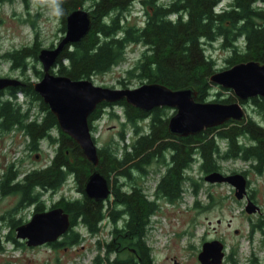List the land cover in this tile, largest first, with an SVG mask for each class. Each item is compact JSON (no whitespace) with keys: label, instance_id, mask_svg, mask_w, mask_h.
I'll return each instance as SVG.
<instances>
[{"label":"trees","instance_id":"16d2710c","mask_svg":"<svg viewBox=\"0 0 264 264\" xmlns=\"http://www.w3.org/2000/svg\"><path fill=\"white\" fill-rule=\"evenodd\" d=\"M85 1L53 0L61 16L62 29L65 16ZM133 1L92 0L91 29L60 53L54 71L71 79L90 78L123 61L127 45L140 43L144 49L136 64L127 70L128 74L136 73L139 79L172 89L192 87L196 91L195 99L206 101L213 86L209 76L218 69L216 61L206 54L205 43L220 40L221 46L229 50L226 68L250 60L264 63V7L255 4L264 0H230L219 11L214 10L219 0H140L143 21L130 24L125 19ZM37 48L35 43L4 56L8 57L12 69L24 74L25 59L30 55L36 58ZM35 73L38 77L42 75L41 70ZM23 81L24 85L7 92L0 90V134L19 130L32 151L39 150L42 140H48L55 146L54 154L44 167L24 172L13 169V163L10 164L0 181V189L3 194H19L20 205L31 206L33 212H38L46 208L42 199L45 191H56L68 176L74 179L80 196L61 197L51 205L62 207L70 219L68 230L59 240L50 243L51 246L78 245L83 240L76 229L78 225L88 234L96 235L102 222L107 220L111 225L109 238L96 242L106 264H154L145 241L151 216L157 212L160 198L171 202L181 198L186 171L193 162L198 160L206 173L219 170L218 159L235 158L249 160L257 173L264 170V123L252 117L228 120L183 137L168 131L169 116L162 107L146 112L125 100L101 102L89 115V126L102 116L103 108L119 105L123 109L122 124L131 125L134 135L130 141L123 142L121 132V147L97 148V169L108 180L111 200L110 196L103 201L90 199L84 194L83 185L92 171L91 163L79 145L60 130L55 115L34 91L32 82ZM18 92L24 95V101H18ZM235 100L231 93L211 101ZM251 102L264 121V98L254 97ZM35 105L38 110H34ZM145 120L147 123L142 124ZM220 142L225 145L221 146ZM153 160L162 163L164 171L150 199L134 173L143 172ZM110 176L115 180L126 178L127 182L110 184ZM19 224V219H11L12 228ZM3 249L0 240V251Z\"/></svg>","mask_w":264,"mask_h":264},{"label":"rangeland","instance_id":"374dc122","mask_svg":"<svg viewBox=\"0 0 264 264\" xmlns=\"http://www.w3.org/2000/svg\"><path fill=\"white\" fill-rule=\"evenodd\" d=\"M229 2L230 0H221L220 6ZM83 4L81 6L84 9L90 10L92 0H86ZM258 4L264 7V2ZM141 15L140 0H134L126 13L125 22L141 24ZM62 27L61 16L53 0H0V76L27 79L32 83L37 81L40 77L36 76L35 70L42 68L37 56L34 58L30 55L25 59L27 70L22 74L20 70L10 67L11 63L4 55L22 47H32L35 43L38 47L37 53L41 48L54 47L64 34ZM204 46L206 54L216 61V68L225 69V57L229 50L221 46L220 40L207 42ZM143 49L140 43L127 45L124 60L105 73L92 75L91 81L95 85L111 88H134L146 82L139 79L136 73H127L136 64ZM53 73L56 72L53 70ZM212 85L206 101L221 99L231 93L234 95L231 90ZM217 92L220 94L217 95ZM17 96L19 101L24 99L21 92ZM241 106L246 117L264 123L251 99L244 100ZM162 108L169 117L174 113L173 108ZM34 110H37L36 105ZM103 110L102 116L91 122V135L95 144L97 147H121V132L124 134L123 142H128L134 135V128L129 124H122L123 109L119 105L107 106ZM146 123L147 120L142 121V124ZM52 134L56 136L54 132ZM220 145L224 146L225 143L220 142ZM54 148L48 140H42L39 150L32 151L28 149L27 140L19 130L1 133L0 181L12 163L13 169L21 172L44 167L52 158ZM218 163L219 171L224 174L245 175L248 181L247 195L259 210L246 212V199L235 198L231 185L205 181L206 172L196 160L186 171L187 178L181 198L172 202L160 198L158 210L151 217L145 241L150 247L154 264H200L197 255L202 243L214 239L221 241L225 248L220 264H264V170L257 173L251 168L249 160L241 158L218 159ZM163 171L164 165L153 160L143 172L134 173L137 183L143 187L150 199L153 198L154 186ZM122 182H127V179L118 177L115 180L110 176V184L117 185ZM79 196L76 182L68 176L56 191H45L42 199L46 210L61 197L72 199ZM19 201V194H3L0 189V240L4 247L0 251V264H106L104 254L97 248L96 242L109 238L111 225L107 220L102 222L96 235L88 234L78 225L76 229L83 236L78 245L44 244L29 247L24 240L16 238L15 228L10 226L11 219H19L21 224L31 217V206L20 205ZM96 257L99 258L95 260Z\"/></svg>","mask_w":264,"mask_h":264},{"label":"water","instance_id":"95a60500","mask_svg":"<svg viewBox=\"0 0 264 264\" xmlns=\"http://www.w3.org/2000/svg\"><path fill=\"white\" fill-rule=\"evenodd\" d=\"M90 10L82 6L65 16V30L54 47L41 48L37 59L41 63V77L32 86L55 115L57 124L81 148L91 163L92 171L83 185L84 194L93 200L103 201L111 194L106 177L97 169V145L91 135L89 115L101 102L125 100L131 106L149 112L157 107H170L174 113L168 119V131L176 136H188L205 128L216 127L228 120H242L246 113L240 101L254 97L264 98V63L246 61L217 70L209 82L231 90L237 101H198L192 87L172 89L158 82H144L134 88H111L95 85L90 78L71 79L53 73L60 53L79 41L91 29ZM16 77L0 76V90L22 86ZM204 180L209 183H227L234 188L237 199H246L245 210L257 212L259 207L247 196V178L242 173L224 174L218 170L208 172ZM70 227L69 214L60 206L34 212L30 219L15 227L16 238L29 247L59 240ZM224 245L214 239L202 243L197 255L200 264H220L225 255ZM175 264V263H174Z\"/></svg>","mask_w":264,"mask_h":264},{"label":"flooded vegetation","instance_id":"af4514ba","mask_svg":"<svg viewBox=\"0 0 264 264\" xmlns=\"http://www.w3.org/2000/svg\"><path fill=\"white\" fill-rule=\"evenodd\" d=\"M11 88H14V87H8V88H5V89H3V90H1L2 92H7L8 90H10ZM34 212H33V210H32V212H31V216H32V214H33Z\"/></svg>","mask_w":264,"mask_h":264},{"label":"bare ground","instance_id":"6f19581e","mask_svg":"<svg viewBox=\"0 0 264 264\" xmlns=\"http://www.w3.org/2000/svg\"><path fill=\"white\" fill-rule=\"evenodd\" d=\"M84 5V4H83ZM26 100V99H25ZM24 101V100H23ZM27 104V103H26ZM38 110V109H37ZM67 178V177H66ZM125 179V178H124ZM151 224V223H150Z\"/></svg>","mask_w":264,"mask_h":264}]
</instances>
